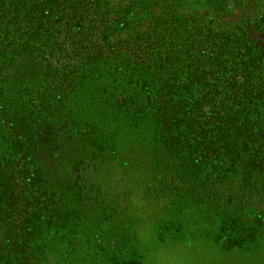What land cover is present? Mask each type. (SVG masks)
<instances>
[{
	"label": "rangeland",
	"instance_id": "rangeland-1",
	"mask_svg": "<svg viewBox=\"0 0 264 264\" xmlns=\"http://www.w3.org/2000/svg\"><path fill=\"white\" fill-rule=\"evenodd\" d=\"M207 2L166 0L155 17L205 12L207 19ZM239 3L248 11L259 1H232ZM78 33L54 35L43 66L37 52L19 60L0 53V170L19 177L22 165L11 161L26 156L34 166L26 177L42 181L36 189L17 178L18 217L0 227L26 249L1 253L0 264H264V176L250 154L232 151L225 133L215 131L209 160L196 162L195 141L215 125L205 121V106L199 118L157 113L189 106L176 88L163 103L148 98L135 112L115 96L131 89L117 86L110 70L104 84L80 82L82 71L69 67L84 59L71 40ZM16 112L21 118L11 126L7 114ZM40 124L48 125L49 146H29L25 156L10 149L21 131L30 145Z\"/></svg>",
	"mask_w": 264,
	"mask_h": 264
},
{
	"label": "trees",
	"instance_id": "trees-1",
	"mask_svg": "<svg viewBox=\"0 0 264 264\" xmlns=\"http://www.w3.org/2000/svg\"><path fill=\"white\" fill-rule=\"evenodd\" d=\"M232 1L208 0L212 15L207 19L205 12L196 13L192 19L183 14L162 19L155 17V12L166 6V0H0V53L14 54L19 60L20 55L37 52L43 66L44 55L56 46L54 35H68L76 29L79 33L71 40L78 44L84 59L80 67H69L82 71L80 82L104 84L110 70L117 86L131 89L117 91L115 96L135 112L144 109L148 98L163 103L176 88V97L185 100L189 109L162 106L157 113L165 112V108L169 117L177 111L189 117L197 113L199 118L202 112L197 111L205 106V121L215 125L199 133L194 160L208 161L216 145L211 133L223 131L227 147L249 153L248 161L255 162L264 176V0H258L259 4L248 11ZM30 64L16 68L17 73ZM58 77L67 79V74ZM24 83L20 80L17 85ZM7 117L12 126L20 116L16 112ZM47 126L35 127L29 135L30 145H26L23 131L16 133L10 149H20L25 156L29 146H49L52 137L46 132ZM11 162L14 167L20 163L22 171L17 177L12 171L0 170V223L18 217L16 180L34 168L33 160L26 156ZM38 177H26L36 189L42 186ZM8 235L1 226L0 240L6 244L0 245V254L25 251L22 243L8 241Z\"/></svg>",
	"mask_w": 264,
	"mask_h": 264
}]
</instances>
